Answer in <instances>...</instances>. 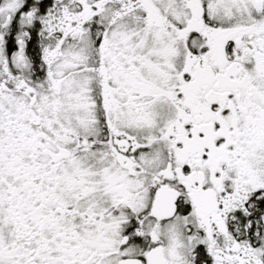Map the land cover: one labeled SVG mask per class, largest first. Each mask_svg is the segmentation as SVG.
Returning a JSON list of instances; mask_svg holds the SVG:
<instances>
[{"label":"snow or ice","instance_id":"obj_1","mask_svg":"<svg viewBox=\"0 0 264 264\" xmlns=\"http://www.w3.org/2000/svg\"><path fill=\"white\" fill-rule=\"evenodd\" d=\"M0 264H264V0H0Z\"/></svg>","mask_w":264,"mask_h":264}]
</instances>
